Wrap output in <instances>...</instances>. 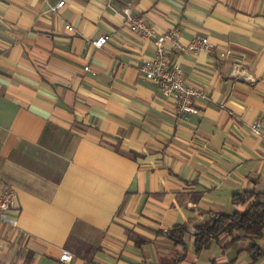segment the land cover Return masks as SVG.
<instances>
[{"label":"crops","instance_id":"1","mask_svg":"<svg viewBox=\"0 0 264 264\" xmlns=\"http://www.w3.org/2000/svg\"><path fill=\"white\" fill-rule=\"evenodd\" d=\"M59 1L0 0V177L20 208L19 228L0 227V264H264L249 252L264 233L194 246L234 193L264 195L250 129L264 126V0ZM126 6L159 33L216 44L172 56L208 95L190 120L140 71L156 48L113 10Z\"/></svg>","mask_w":264,"mask_h":264},{"label":"built area","instance_id":"2","mask_svg":"<svg viewBox=\"0 0 264 264\" xmlns=\"http://www.w3.org/2000/svg\"><path fill=\"white\" fill-rule=\"evenodd\" d=\"M66 0L59 1L52 7L58 11L64 6ZM115 12L125 21L133 32L151 39L155 44V56L148 58L140 65V71L146 79L155 82L164 97L174 98L175 112L178 116L190 120L192 116L198 115L201 111L198 105L199 100H208V95L201 87L191 85L187 82L184 68L172 62V56L177 51L199 52L215 51L216 44L206 35H196L192 39L183 40L180 37V29H170L165 33H159L143 17L134 13L130 6L122 10L113 8ZM68 30H75L71 24H67ZM110 39V35L103 34L92 41L97 48H102ZM232 54V49L221 53L223 57ZM85 70H90L85 66ZM222 107H225L223 104ZM250 129L254 134L264 138V126L260 119L250 123ZM18 192L12 186L4 183L0 177V227L7 225L12 229L19 228ZM73 253L64 250L60 256L62 261H71Z\"/></svg>","mask_w":264,"mask_h":264},{"label":"trees","instance_id":"3","mask_svg":"<svg viewBox=\"0 0 264 264\" xmlns=\"http://www.w3.org/2000/svg\"><path fill=\"white\" fill-rule=\"evenodd\" d=\"M232 202L236 206L233 213H221L212 221L195 227L194 246L197 252L203 249L211 237L218 239L221 235H231L236 230L258 236L264 233V195L254 190L236 192L232 196ZM187 231L184 225H179L170 233L172 238L184 244L183 235ZM249 252L254 261H259L264 256L258 244L251 245Z\"/></svg>","mask_w":264,"mask_h":264}]
</instances>
